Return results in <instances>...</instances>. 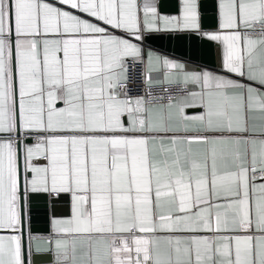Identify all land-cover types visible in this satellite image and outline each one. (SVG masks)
<instances>
[{"label": "snow or ice", "instance_id": "6c2138e0", "mask_svg": "<svg viewBox=\"0 0 264 264\" xmlns=\"http://www.w3.org/2000/svg\"><path fill=\"white\" fill-rule=\"evenodd\" d=\"M264 264V0H0V264Z\"/></svg>", "mask_w": 264, "mask_h": 264}, {"label": "crops", "instance_id": "0c3cea01", "mask_svg": "<svg viewBox=\"0 0 264 264\" xmlns=\"http://www.w3.org/2000/svg\"><path fill=\"white\" fill-rule=\"evenodd\" d=\"M162 2H167V0H162ZM44 264H51L53 257L50 254H41Z\"/></svg>", "mask_w": 264, "mask_h": 264}]
</instances>
